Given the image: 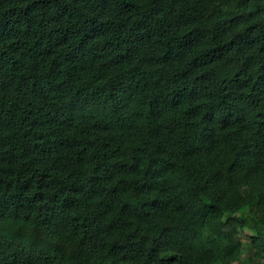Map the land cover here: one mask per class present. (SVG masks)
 I'll return each mask as SVG.
<instances>
[{
	"label": "trees",
	"instance_id": "1",
	"mask_svg": "<svg viewBox=\"0 0 264 264\" xmlns=\"http://www.w3.org/2000/svg\"><path fill=\"white\" fill-rule=\"evenodd\" d=\"M0 264H264V0H0Z\"/></svg>",
	"mask_w": 264,
	"mask_h": 264
}]
</instances>
